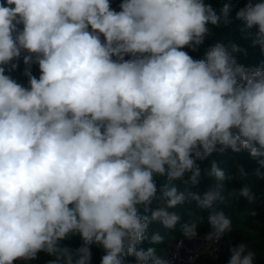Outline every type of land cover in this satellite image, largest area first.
Returning a JSON list of instances; mask_svg holds the SVG:
<instances>
[{
    "label": "clouds",
    "instance_id": "clouds-1",
    "mask_svg": "<svg viewBox=\"0 0 264 264\" xmlns=\"http://www.w3.org/2000/svg\"><path fill=\"white\" fill-rule=\"evenodd\" d=\"M219 3L0 0V264L40 253L45 264H92L93 248L99 264H170L149 226L197 237V222L175 211L193 203L219 252L233 230L221 205L255 204L243 181H264V62L238 63L246 50L235 41L190 52L239 21L264 53V0ZM21 59L26 85L10 75ZM229 151L247 152L254 168L198 163ZM205 177L213 183L199 191ZM75 237L79 246L65 243ZM228 253L226 264H255L246 242Z\"/></svg>",
    "mask_w": 264,
    "mask_h": 264
},
{
    "label": "trees",
    "instance_id": "trees-1",
    "mask_svg": "<svg viewBox=\"0 0 264 264\" xmlns=\"http://www.w3.org/2000/svg\"><path fill=\"white\" fill-rule=\"evenodd\" d=\"M118 2V0H116ZM207 2L212 3L213 8L219 9L221 7V4L219 3V0H207ZM116 6V3L113 4V7ZM243 6V0H241V3L237 5V7ZM235 15V11L233 12V16ZM239 21H234L233 24L229 25L228 27H221V28H214L213 29V36L209 37L205 44L200 48L198 52H190L191 55H193L194 58H198L200 56H203L205 49L211 45L214 44L217 41H221L225 44L229 43V41H235L238 43L243 49L246 50V53H238L237 55V61L240 64H243L246 67H256L259 66L262 62H264V53L261 52L258 46L253 47L251 45V41L247 39L241 38V34L238 31ZM255 29H253V32ZM25 65L23 64V61L19 62V67L10 73L14 79H16L18 82L25 84L27 83V78L23 75ZM33 74L38 75V69L35 65H33L32 68ZM215 160L217 161L222 168L225 169V171L228 173L229 168L237 167L240 164H243L245 167L255 166L254 162L250 160L249 154L247 152H241V153H231L230 151L228 153H225L224 155H214L210 157L208 160L200 163V166L202 169H206L210 167L211 161ZM254 178V188L255 193L257 196L256 205L260 208H264V181L257 180ZM164 182L163 178H160L158 180V184H162ZM175 184H177L180 187H183L182 183L180 181H174ZM210 183H213L209 178L205 177L202 179L200 185L198 186L199 191H204ZM226 187H233L231 182L226 185ZM193 191H196L197 189H192ZM156 204H153V207H155ZM221 207L228 215L229 212H233V201L228 202L227 204H222ZM180 216H181V223L184 222H190V221H196L198 224V218L199 217H206L207 212L203 213V211L197 209L195 207V204L191 205H183L178 206L177 209H175ZM197 212V216H196ZM204 220V219H202ZM233 229V228H232ZM155 233H159L164 237V241L161 244L156 245L157 249V255L166 258L167 251H168V243L174 239H185L186 237L183 235L180 225L178 224L175 229H165L159 222H153L150 224L148 229V235L151 236ZM173 234V236H170ZM240 241L246 242L249 244V246L254 250L253 246L247 241V239L236 229H233L232 232L229 234V236L226 239H223L224 245L223 248L216 254H209V253H202L199 254L191 264H226V261L228 259L229 253H228V247L229 244L235 245L239 243ZM66 244H71L73 247H77L80 244V240L78 237L73 238L71 241H65ZM151 246L148 241H145L142 247L145 249L147 247ZM255 251V250H254ZM102 255V252L99 249L93 248V262L92 264H99L100 256ZM215 255V258H214ZM50 259V257H47L44 253L39 254V259L35 261L29 262V264H45V262ZM129 264H135L134 258L129 257L128 258ZM255 264H264V257H259L256 254L255 258Z\"/></svg>",
    "mask_w": 264,
    "mask_h": 264
},
{
    "label": "rangeland",
    "instance_id": "rangeland-1",
    "mask_svg": "<svg viewBox=\"0 0 264 264\" xmlns=\"http://www.w3.org/2000/svg\"><path fill=\"white\" fill-rule=\"evenodd\" d=\"M200 56L198 58H202ZM237 167L229 168L228 174L231 175L236 171ZM246 169L250 170L253 169V166L245 167ZM243 183L250 184L255 192L254 188V178L250 177L247 180H244ZM233 187L239 188L240 184L237 181L231 182ZM256 194V193H255ZM255 210L257 212L256 216H251L249 214L250 211ZM207 211H203L206 213ZM197 216V212H196ZM228 216L232 220V228L238 230L246 239L247 241L253 246L256 254L259 257H264V208H260L255 204H249L246 200L241 198L239 201H233V212H229ZM204 220L198 221L197 232L199 235L195 238L196 240H200V244L196 247L197 253L196 255L191 257V262L202 253H209L208 248L212 245H209L203 240V235L208 231L209 225L207 224V216ZM170 236H173L171 234ZM187 238V237H186ZM181 240L179 245H181ZM224 243V242H223ZM222 241L220 242V246ZM213 253V252H212ZM168 254V251H167ZM167 257V255H166Z\"/></svg>",
    "mask_w": 264,
    "mask_h": 264
},
{
    "label": "water",
    "instance_id": "water-1",
    "mask_svg": "<svg viewBox=\"0 0 264 264\" xmlns=\"http://www.w3.org/2000/svg\"><path fill=\"white\" fill-rule=\"evenodd\" d=\"M221 249L223 248V240ZM180 239L174 238L168 243V254L167 259L170 264H191V257L196 255V247L200 244V240L196 239H182L181 245H179Z\"/></svg>",
    "mask_w": 264,
    "mask_h": 264
},
{
    "label": "built area",
    "instance_id": "built-area-1",
    "mask_svg": "<svg viewBox=\"0 0 264 264\" xmlns=\"http://www.w3.org/2000/svg\"><path fill=\"white\" fill-rule=\"evenodd\" d=\"M216 246L215 245H212L208 248V251L212 253V249L215 248Z\"/></svg>",
    "mask_w": 264,
    "mask_h": 264
}]
</instances>
